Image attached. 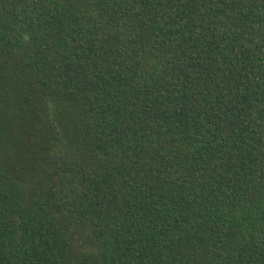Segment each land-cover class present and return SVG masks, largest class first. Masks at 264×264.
<instances>
[{
	"label": "trees",
	"instance_id": "obj_1",
	"mask_svg": "<svg viewBox=\"0 0 264 264\" xmlns=\"http://www.w3.org/2000/svg\"><path fill=\"white\" fill-rule=\"evenodd\" d=\"M0 264H264V0H0Z\"/></svg>",
	"mask_w": 264,
	"mask_h": 264
}]
</instances>
